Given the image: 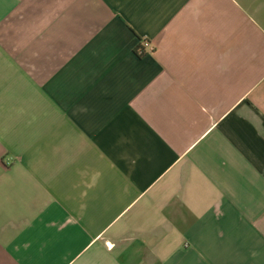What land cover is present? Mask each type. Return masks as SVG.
<instances>
[{
	"label": "crops",
	"instance_id": "obj_1",
	"mask_svg": "<svg viewBox=\"0 0 264 264\" xmlns=\"http://www.w3.org/2000/svg\"><path fill=\"white\" fill-rule=\"evenodd\" d=\"M0 264H264V0H0Z\"/></svg>",
	"mask_w": 264,
	"mask_h": 264
},
{
	"label": "built area",
	"instance_id": "obj_2",
	"mask_svg": "<svg viewBox=\"0 0 264 264\" xmlns=\"http://www.w3.org/2000/svg\"><path fill=\"white\" fill-rule=\"evenodd\" d=\"M139 47H140L141 53L143 54L151 53L154 51L153 44L150 41H147L146 39L141 40Z\"/></svg>",
	"mask_w": 264,
	"mask_h": 264
}]
</instances>
